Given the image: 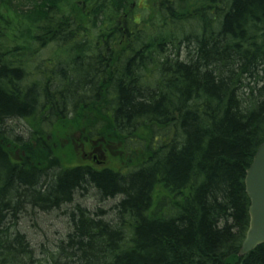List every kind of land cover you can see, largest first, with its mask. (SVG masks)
Here are the masks:
<instances>
[{
  "label": "trees",
  "instance_id": "1",
  "mask_svg": "<svg viewBox=\"0 0 264 264\" xmlns=\"http://www.w3.org/2000/svg\"><path fill=\"white\" fill-rule=\"evenodd\" d=\"M77 2L0 0V264H264V244L238 255L249 222L245 170L264 140V0H161L139 25L129 0ZM113 38L125 40L129 59L110 73L87 60L83 78L100 80L93 95L67 75L84 68L60 69L35 105L33 87L12 83L30 48L51 45L75 64ZM136 56L155 68L137 72ZM70 86L80 96L67 110ZM32 107L29 139L10 140L3 121ZM68 127L128 144L132 155L140 149L136 169L66 165L72 152L61 160L50 142ZM13 147L25 156L13 161ZM87 178L101 198L122 195L116 224L103 221L107 213L75 211L64 238L37 252L13 226L28 196L29 207L56 210Z\"/></svg>",
  "mask_w": 264,
  "mask_h": 264
},
{
  "label": "rangeland",
  "instance_id": "2",
  "mask_svg": "<svg viewBox=\"0 0 264 264\" xmlns=\"http://www.w3.org/2000/svg\"><path fill=\"white\" fill-rule=\"evenodd\" d=\"M161 0H129V14L130 19L137 23L139 25L141 21L144 18H147L146 16L150 15L155 7H157L160 4ZM77 2V0H76ZM96 3V2H94ZM80 6H88L91 4V0H79L77 2ZM97 4V3H96ZM153 20L157 21L156 18L153 16ZM119 26L121 29V21H118ZM140 27V26H138ZM117 35V33L113 34V37ZM121 35V34H120ZM115 39V41H114ZM111 45V52L113 53L112 58L110 59V63L113 66L110 65L108 68V73L113 72L114 70L122 69L124 62L127 61V55L125 57V48L123 47L125 44L124 39L120 38H113ZM137 50V51H136ZM57 51V49H56ZM136 52H139L138 49H135ZM64 57L63 62L60 60L61 56H56L55 50H53V46L48 45L47 47L43 49H29L27 50V54L22 57V61L20 62L21 68L23 69L22 76L20 77V80L17 81L16 79H12L16 83V87L23 92V89H27L30 87H33L34 92V105L37 103V98L41 99L43 88L45 85H53L57 82V79L60 80L59 72L60 66H70L71 64V57L63 51ZM135 54V53H133ZM142 54H147V52H142ZM132 55V54H130ZM133 56V55H132ZM125 57V58H124ZM93 57H91V54L85 53V56L82 58L83 60H91ZM135 63L133 64L132 68L135 69L137 72L141 71V68L144 67V69H154L155 67L152 65H149L148 63L142 65L141 61H139V57L136 56ZM59 61L62 63V65H59ZM54 63L53 67H56L55 72L52 71L50 68L51 65ZM147 65V66H146ZM52 67V68H53ZM77 68H82L81 66H76ZM83 68L87 71L88 65H84ZM101 69V67H100ZM75 71L70 70V72L67 73V75H71L75 81H78L77 84L81 85L80 92L83 90H86L87 95H93L95 91H93V86L99 84L98 78H89L87 81L82 82L83 79L80 80V75L75 76ZM120 73V72H117ZM48 74V75H47ZM65 75V74H63ZM114 77V75H112ZM79 78V79H78ZM56 80V81H55ZM58 83V82H57ZM108 83V82H107ZM20 85L22 88H20ZM92 86V87H91ZM251 86V85H249ZM76 86H70L69 92L70 95L68 99L65 100V104L67 110L71 109V105L75 104L79 101L80 94H77L74 92ZM36 94L39 96L37 97ZM246 95V94H245ZM66 96V94H65ZM78 96V97H77ZM50 107L53 109H58L56 103L50 104ZM33 111V112H32ZM37 109H31V115L33 116ZM69 112V111H68ZM41 111H39L40 115ZM4 127L5 132L9 136V139L14 141L15 136H26L31 132L30 129H33L31 124L28 122V117L25 116H16L13 119H7L4 120L2 125ZM141 131L140 132H146V130L139 126ZM76 130L73 127H68L64 129L65 132H71ZM64 132H57L56 133V141L50 142L51 146L55 149L56 152L55 156L57 158H63V150H62V139H63ZM108 144H110L112 147L111 150L108 151V154L110 157L108 158V166L109 168H112L113 170H119L121 172H127L131 169H136L137 163V157L138 155H141V150L135 148V155H132L130 152L129 145L128 147L122 148L120 143H117L113 140L106 141ZM20 143V142H19ZM133 143L130 144L133 145ZM135 145L137 146V143L135 142ZM119 148H121L119 150ZM17 157L13 159V161L18 160V154L22 157L25 156L24 152H21V150L16 149L13 147L11 150ZM75 163L77 162L74 160ZM51 176L48 177L51 178L48 182L50 183L51 180H53L54 176L57 174V168H51L48 172ZM40 182H43L42 186H46L47 181H43L40 179ZM122 195H117L114 197H107L106 199L101 198L100 195L97 193L96 188L92 186V184L87 185L86 188H81L74 190L71 192V203H65L62 204L59 209H41V208H34V206H28L33 202V197L28 196L25 203L22 205L23 209L27 210L26 212L17 213L15 218L13 219V226H18V228L25 232L27 240L32 244H39L44 242V245L42 248L39 246L35 248L37 249V252L43 251L48 248L54 247V241L60 240L64 238L65 231H68L70 228V217L71 214L76 212L85 213L90 216H95L94 210H106L108 213L106 214V217H112L114 214H117V208H113L116 203H118L121 200ZM34 204V203H32ZM38 205V204H36ZM76 214V213H74ZM117 217V216H116ZM118 220V219H117ZM12 224V223H11ZM47 237L48 241H43V239ZM40 249V251H39Z\"/></svg>",
  "mask_w": 264,
  "mask_h": 264
},
{
  "label": "water",
  "instance_id": "3",
  "mask_svg": "<svg viewBox=\"0 0 264 264\" xmlns=\"http://www.w3.org/2000/svg\"><path fill=\"white\" fill-rule=\"evenodd\" d=\"M244 185L249 198V222L238 250L239 256L259 244H264V140L257 147L245 170Z\"/></svg>",
  "mask_w": 264,
  "mask_h": 264
},
{
  "label": "flooded vegetation",
  "instance_id": "4",
  "mask_svg": "<svg viewBox=\"0 0 264 264\" xmlns=\"http://www.w3.org/2000/svg\"><path fill=\"white\" fill-rule=\"evenodd\" d=\"M109 50V48H107ZM101 58L107 59L108 56L105 53L101 54ZM104 64L103 69L109 68V64L101 63V66ZM99 67V63L97 64ZM86 134V131L84 130ZM75 150L76 154L79 157V161L75 164L76 166H85L90 169H99L104 168L108 161V145L100 141V137H97L95 134H88L83 136L81 132L76 134Z\"/></svg>",
  "mask_w": 264,
  "mask_h": 264
},
{
  "label": "bare ground",
  "instance_id": "5",
  "mask_svg": "<svg viewBox=\"0 0 264 264\" xmlns=\"http://www.w3.org/2000/svg\"><path fill=\"white\" fill-rule=\"evenodd\" d=\"M180 37V35H177L176 37H175V39L176 38H179ZM181 38V37H180ZM163 51L165 52V54L166 55H168L170 58H175L176 57V48H174V47H172V46H169V45H167L166 44V46L163 48ZM184 53H185V51L183 52V49H182V47H181V49L179 50V52H178V59H180L181 57H184ZM82 58H83V54H82V56L80 55V57H79V60H82ZM152 59H153V61H155V60H157V56H155V57H152ZM82 69H83V66H82ZM75 73V76L77 77V76H79L80 75V79L82 78L83 80H82V82L85 80L83 77L85 76V75H91L89 72H86V70L84 71V70H81V74H80V72L79 71H75L74 72ZM86 73V74H85ZM89 77V76H88ZM78 82V81H77ZM20 88H22L21 87V85H20ZM5 89V87L4 88H2V90H4ZM24 90V89H23ZM187 110H189L188 108H186ZM191 110H192V108H190ZM186 110V111H187ZM30 116H31V111H29V112H27V115L25 116V117H28V120H29V118H30ZM29 136H30V133L29 134H27L26 136H20V135H18V136H15L14 137V141H16V142H23V141H27L28 139H29ZM17 138V139H16ZM93 183V181H91L89 178H87V181H86V183H84V184H82V187L80 186L79 187V189H81V188H86L87 187V185H90V184H92ZM92 186H94V184L92 185ZM97 214H101V213H108L106 210H102V211H100V210H94ZM118 218H115V222H114V216H112V217H106V218H103V221H105V222H107V223H113V224H116V220H117ZM120 221V220H119ZM43 241H48L47 240V237H45L44 239H43ZM40 248H42L43 246H46V245H44V242H42V243H39V245H38ZM37 246V247H38Z\"/></svg>",
  "mask_w": 264,
  "mask_h": 264
}]
</instances>
